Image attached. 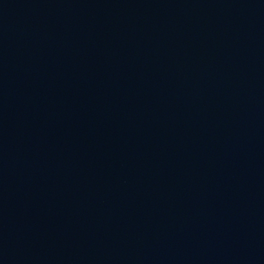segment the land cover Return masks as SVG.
Here are the masks:
<instances>
[{
    "label": "water",
    "instance_id": "water-1",
    "mask_svg": "<svg viewBox=\"0 0 264 264\" xmlns=\"http://www.w3.org/2000/svg\"><path fill=\"white\" fill-rule=\"evenodd\" d=\"M0 264H264V0H0Z\"/></svg>",
    "mask_w": 264,
    "mask_h": 264
}]
</instances>
